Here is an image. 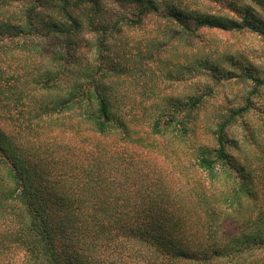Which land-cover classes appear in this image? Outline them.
<instances>
[{
    "label": "trees",
    "instance_id": "1",
    "mask_svg": "<svg viewBox=\"0 0 264 264\" xmlns=\"http://www.w3.org/2000/svg\"><path fill=\"white\" fill-rule=\"evenodd\" d=\"M262 11L264 0H0V261L264 264L252 259L264 250V148L246 129L247 149L229 135L251 113L264 71L219 68L197 43L202 31L264 38ZM153 20L216 84L250 85L222 116L212 107V128L213 86L140 113L106 82L112 42ZM85 35L95 38L97 76L75 75ZM169 141L175 155L186 146L188 161L177 158L176 177L155 176L149 159ZM227 223L235 234H224Z\"/></svg>",
    "mask_w": 264,
    "mask_h": 264
},
{
    "label": "rangeland",
    "instance_id": "2",
    "mask_svg": "<svg viewBox=\"0 0 264 264\" xmlns=\"http://www.w3.org/2000/svg\"><path fill=\"white\" fill-rule=\"evenodd\" d=\"M260 15L264 19L263 11ZM200 33L201 42L197 43L198 46L203 47L205 52L212 53V55L207 54L210 63L235 72H240V65L245 68H254L259 73L264 71V38L249 33L228 34L220 31H202ZM161 36L162 32L157 31L154 20L147 21L143 28L124 30L121 35L116 37V41L112 42L113 46L108 53L109 61L102 60V64L110 70L106 82L113 83V88L119 92L116 100L121 107L127 108L125 105L133 107L140 113H148L152 109L157 110V107L164 108L170 102L183 101L192 94L193 88L213 86L214 93L212 98H209L208 111L205 112V114L207 113L206 117L208 116L205 120L206 124L208 123L212 128L215 122V117L209 114L212 107L218 109L222 116L224 109L234 108L242 103V98L250 91V85L241 79L232 83L217 82L216 84L220 76L211 79L202 73H206V71L197 67L195 59H191L192 55L189 49L175 44L169 46V41L166 38L169 36ZM150 37L155 38V45L149 43ZM85 40L78 48L74 60L76 68L79 70L75 75L82 76V74L85 75L91 71L95 72L97 76L101 59L97 53L95 38L92 35H85ZM149 55L152 57L149 58ZM245 129L248 132H253L254 142L264 148V87L261 88L258 98L254 100L251 113L239 119L232 131L229 132L231 138L242 149L249 148L245 143ZM201 138H205L204 143L207 145L212 142L210 136L209 139L204 136ZM169 143L171 144H165L166 149L162 153L163 156L156 149L149 159L155 164V176L160 172L176 177L178 174L177 158L183 164L188 161L185 152L186 146H179L178 153L180 155L177 154V156L172 151L177 145L170 141ZM132 157L133 160H136L135 156ZM137 159L141 162L145 161L146 153ZM223 232L225 235L235 234V224H225ZM120 258L122 255L114 256L112 262L127 264V260ZM252 259L263 263L264 250L256 253ZM0 264H7V261H0ZM10 264L19 263H16L14 259Z\"/></svg>",
    "mask_w": 264,
    "mask_h": 264
}]
</instances>
